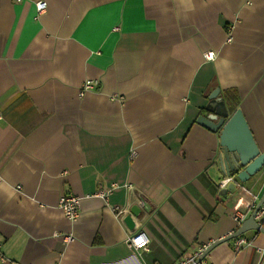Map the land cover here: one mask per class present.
I'll list each match as a JSON object with an SVG mask.
<instances>
[{
    "label": "crops",
    "instance_id": "0c3cea01",
    "mask_svg": "<svg viewBox=\"0 0 264 264\" xmlns=\"http://www.w3.org/2000/svg\"><path fill=\"white\" fill-rule=\"evenodd\" d=\"M37 1L0 0V264H174L233 232L264 170L220 195L218 132L196 117L216 87L232 113L235 89L264 151V0ZM64 193L80 197L73 221ZM243 235L203 260L264 264V233Z\"/></svg>",
    "mask_w": 264,
    "mask_h": 264
},
{
    "label": "water",
    "instance_id": "95a60500",
    "mask_svg": "<svg viewBox=\"0 0 264 264\" xmlns=\"http://www.w3.org/2000/svg\"><path fill=\"white\" fill-rule=\"evenodd\" d=\"M219 92L220 89L216 87L209 93L208 103L202 109L204 113L197 115L196 122L218 132L219 150L216 159L221 174L234 176L235 181L245 183L250 177L264 170V151H260L240 107H237L232 113L228 112L224 104H221L222 109H219L217 101H222ZM234 187L235 183H229L226 188L220 190L219 194L223 195ZM263 201L264 193L250 215L233 232L209 244L197 261L204 259L218 244L236 238L249 230L264 233V226L257 224L253 218ZM141 207L136 204L131 205L128 213L124 216L123 220L130 228L134 227L133 217H139L142 209L144 211L150 209L148 203H143Z\"/></svg>",
    "mask_w": 264,
    "mask_h": 264
},
{
    "label": "built area",
    "instance_id": "2783aa9c",
    "mask_svg": "<svg viewBox=\"0 0 264 264\" xmlns=\"http://www.w3.org/2000/svg\"><path fill=\"white\" fill-rule=\"evenodd\" d=\"M47 7L45 0H38L35 3V12L36 14H40L43 11H45ZM231 31L228 30V34L226 37V41H231ZM204 57L207 60H211L214 57V53L212 51H207L204 53ZM97 84L96 80L87 79L82 84V90H88L92 89ZM134 152H131V157L134 156ZM229 183H235V177L234 176H226L222 178L218 185L220 188H226ZM115 185H112L110 188L107 189H100L96 195L103 197L105 200L107 198V195L111 192V190L114 188ZM242 191L244 192V195L237 197L234 209L230 213V216L232 220L235 223L236 228L250 215L252 210L255 208L259 196L257 193H254L250 189L246 188L245 186H241ZM141 204L140 206H142ZM59 208L62 210L63 214L70 220H75L79 215V208H80V197L72 194H62L59 199ZM116 210L117 207H115ZM119 212V211H118ZM254 220L259 225L264 224V201L256 211L254 215ZM131 235L128 237L127 242L128 246L132 248L134 251H141L147 248L149 243V237L147 233L143 229H138L134 232L130 231ZM248 242V238H246L243 234L239 235L235 238L234 246L236 250H239L244 244ZM207 247V245H201L197 248V250L189 256H186L182 259H179L174 264H216L212 260H201L197 261V259L200 257L204 249Z\"/></svg>",
    "mask_w": 264,
    "mask_h": 264
},
{
    "label": "trees",
    "instance_id": "16d2710c",
    "mask_svg": "<svg viewBox=\"0 0 264 264\" xmlns=\"http://www.w3.org/2000/svg\"><path fill=\"white\" fill-rule=\"evenodd\" d=\"M224 98L229 105V110L233 112L240 102L238 92L235 89L226 90L224 92Z\"/></svg>",
    "mask_w": 264,
    "mask_h": 264
}]
</instances>
